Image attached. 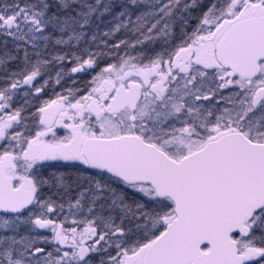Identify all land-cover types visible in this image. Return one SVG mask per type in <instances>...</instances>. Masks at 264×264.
I'll return each mask as SVG.
<instances>
[{"label": "snow or ice", "instance_id": "1", "mask_svg": "<svg viewBox=\"0 0 264 264\" xmlns=\"http://www.w3.org/2000/svg\"><path fill=\"white\" fill-rule=\"evenodd\" d=\"M0 264H264V0H0Z\"/></svg>", "mask_w": 264, "mask_h": 264}]
</instances>
